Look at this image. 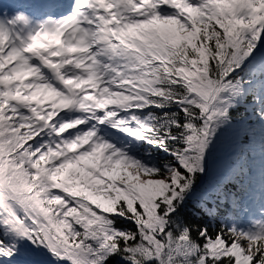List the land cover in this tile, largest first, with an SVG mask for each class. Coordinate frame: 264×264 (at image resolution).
Here are the masks:
<instances>
[{
    "label": "snow or ice",
    "instance_id": "snow-or-ice-1",
    "mask_svg": "<svg viewBox=\"0 0 264 264\" xmlns=\"http://www.w3.org/2000/svg\"><path fill=\"white\" fill-rule=\"evenodd\" d=\"M0 264H264V0L0 3Z\"/></svg>",
    "mask_w": 264,
    "mask_h": 264
}]
</instances>
